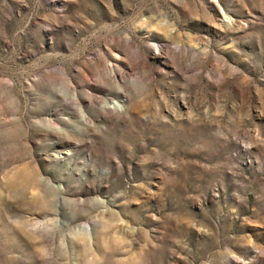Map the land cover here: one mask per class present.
<instances>
[{
	"label": "rangeland",
	"instance_id": "1",
	"mask_svg": "<svg viewBox=\"0 0 264 264\" xmlns=\"http://www.w3.org/2000/svg\"><path fill=\"white\" fill-rule=\"evenodd\" d=\"M0 264H264V0H0Z\"/></svg>",
	"mask_w": 264,
	"mask_h": 264
}]
</instances>
